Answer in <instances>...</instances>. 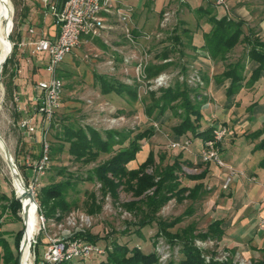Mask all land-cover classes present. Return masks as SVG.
I'll return each instance as SVG.
<instances>
[{"label": "rangeland", "instance_id": "rangeland-1", "mask_svg": "<svg viewBox=\"0 0 264 264\" xmlns=\"http://www.w3.org/2000/svg\"><path fill=\"white\" fill-rule=\"evenodd\" d=\"M189 1L195 7L201 0ZM185 2L184 0L127 1L126 4L133 9V13L135 9H139L137 7L142 3V9H147L146 16L150 26L141 32L142 37L133 34L134 42L132 43L124 36L122 30L117 28L115 31L105 33L101 38L83 41L65 59L59 68L60 75H62L60 79L64 85L61 105L52 119L53 126L47 132V139L52 144L55 131L60 130V127L67 123L80 127L88 126L99 132L125 131L129 133V137L152 126L154 135L141 141V149L136 159L128 164V170H137L147 161L149 155H152L154 163L147 169V174H152L154 169L163 170L176 161L179 166V170H176L179 187L193 189L188 188L192 187V183L188 179L195 177L198 169L183 163L180 160L183 159L180 157V155L182 156L180 147L173 148L172 146L176 144L172 127L177 125L179 120L173 117L170 111H166L163 116L159 117L156 116L157 109L153 110L151 116H146L144 113L146 107L152 105L154 100L160 97V91L168 89L176 82L184 83L187 87L194 88L200 93V97L198 96L197 99H205L201 110L208 105L207 96L204 94L206 86L203 85L202 79L204 76L208 77L207 72L195 62L196 56L198 57L197 49L192 47V36L189 35V32L192 33L195 30L196 22L199 24V20L208 17V15L197 14V7L189 8ZM7 5L11 13L12 29L6 37L1 59L0 136L10 152L24 185L27 186L32 174L30 169L32 160L29 164L26 163L29 152L21 145L25 135L18 128L17 123L25 116H33L31 111L35 97L34 94L31 95L32 91H34L35 85L46 81L49 74L45 71L47 58L34 56L28 52L23 54V48L19 47V43L26 37L30 29L38 33L42 31L45 35L53 33L55 27L52 26L48 15L46 18L44 17L40 0H9ZM154 6L157 11H153ZM212 7L217 9L216 15H226V17L230 16L234 20L242 21L245 36H257L264 42L262 37H259V24L264 18V0H211L201 8L213 12ZM138 14L142 16V14ZM165 14H168V20L164 22ZM249 16L252 18L249 19ZM134 25L135 23L132 22L130 28L134 29ZM9 41L12 47L16 44V51L13 58L5 64V70L2 72L6 46L10 45ZM250 48L247 43H239L226 56L227 64L224 62L220 64V60L214 61L216 65L213 63L217 70L223 72L225 66L230 63L247 62V53ZM164 54L167 56L163 57ZM203 54L207 55L206 52ZM11 57L12 53L9 58ZM139 64L142 65L145 75V79L140 78V81L138 80ZM159 64L167 65V67L155 77L147 79L145 72L147 67ZM97 75L127 85H135L138 100L132 102L126 95L116 93L102 94L95 80ZM160 75H164L166 81L162 85L155 86L153 81ZM200 86L201 89L198 88ZM16 87L20 89L16 90ZM29 95L30 100L28 99ZM21 97L24 98L21 99ZM255 106L250 107L253 109L252 112L255 111ZM260 106H264V100L260 102ZM24 111H27V114ZM36 136L35 154L39 155L41 152L40 133L38 132ZM197 144L196 142L191 146V149ZM119 147L120 145H117L110 153L100 154L98 159L90 164L78 162L69 155L67 153L68 145H65L61 153L50 156V168L41 178L40 187L50 183L71 181L73 188L67 194L71 211L63 215L60 220L47 218L44 213H40L36 202L37 219L42 230L40 229L32 239V264H42L43 253L46 251L49 238L59 237L63 232L73 235L81 233L82 236H78L81 239L89 236L91 240H88L87 237L83 240L100 248H104L102 243L109 245L114 240L118 243L127 242L130 247L136 246V244L140 245L145 253L152 252L154 248L159 264H167L170 260L178 262L181 259L179 247L171 244L169 238L162 233L157 235L155 224L145 227L141 231V237L133 233L135 229L133 224L138 222L141 215L127 209L129 204L139 203L140 200L133 196L126 185L121 186L117 196L113 197L109 193H103L97 182L81 180L85 179L90 170L112 157ZM0 192L8 198L21 194L2 154H0ZM149 193L151 192L149 191ZM196 206H201L200 201L190 197L189 193H184L182 198L179 195V199L174 197L169 200L156 215L161 221L168 223L179 219L178 223L169 229L170 233L174 234L191 226L194 229L192 235L195 236L202 233L196 229L195 224H192L191 216L193 208ZM58 215L56 214V216ZM41 217L44 219V228H42ZM68 218H71V224H68ZM81 218H84L86 222H81ZM1 223L0 230L5 232V238L15 251V236L18 232L25 234L23 233L25 230L23 209H18L15 215L11 213L10 209H5ZM79 230L81 232H78ZM96 238L99 240L92 241ZM20 241V239L17 241L18 253ZM215 242L217 240L195 238L193 245L206 262L210 260L223 263L232 261L233 264H251L253 262L235 258L224 251H217ZM101 261H105L104 255L93 254L86 264H99Z\"/></svg>", "mask_w": 264, "mask_h": 264}, {"label": "trees", "instance_id": "trees-1", "mask_svg": "<svg viewBox=\"0 0 264 264\" xmlns=\"http://www.w3.org/2000/svg\"><path fill=\"white\" fill-rule=\"evenodd\" d=\"M199 15H208V23L211 29L204 34V50L208 57L213 61H225L226 56L239 43H247L251 48L247 53V62L256 64L248 79V85H253L261 75H264V42L257 36L247 37L243 32L242 21L230 19L226 16L220 18L212 15L211 11H205L201 7L196 10ZM252 34V33H251ZM243 36V38H241ZM16 51V44H14L12 57L7 59L5 64L13 58ZM167 55H163L165 57ZM3 65L2 72L5 70ZM167 65H150L145 70L146 78L151 79L158 75ZM246 68V61H237L225 66L224 71L215 77V80L220 83L229 80V86L226 89V96L230 97L238 93L245 81L244 72ZM59 78V69L57 72ZM203 85L209 83L208 77H203ZM102 94L116 93L118 95H126L129 101L136 102L138 100V93L135 85H127L122 82L97 75L95 77ZM198 88H202L201 86ZM200 95L194 88L176 82L173 86L160 91V97L154 100L152 105L145 109V115L151 116L154 109L158 110L157 117L163 116L166 111H170L172 116L179 120V123L172 127L173 135L178 139L186 134H191L193 137L202 138L203 142L210 140L215 129L208 128L200 131L201 128V106L204 100H199ZM152 97V94H151ZM200 97V96H199ZM52 121L48 127L51 128ZM264 134V128L260 131L254 132L252 135L257 138ZM154 135V128L152 126L138 132L133 137H129L128 132L119 131H104L99 132L91 127H80L72 123L64 124L60 130H56L53 136L54 143L49 140V156L61 153L65 145H68L67 153L75 158L78 162L83 164H90L95 162L100 154L110 153L117 145L120 147L114 152V155L107 161L90 170L83 181L97 182L100 185V190L103 193H109L116 197L118 189L121 186H127L133 196L140 201L139 203H131L128 206V211L137 212L141 215L138 222L133 224L135 227L133 233L141 237V231L149 226L155 224L157 227V235L162 233L169 238V242L174 246L179 247L181 259L178 262L170 260L167 264H233L232 261L228 263L208 261L200 254L198 249L194 247L193 240L199 238L201 240H217L222 237V232L219 229V223L213 222L204 233H199L193 236L194 229L189 226L180 232L174 234L169 232L178 223L179 219L173 222L161 221L157 217V213L166 203L172 198L179 199V195L189 193L192 198L197 197V191L200 185L193 189H186L179 187L178 176L176 170H179L178 163L175 161L171 166L165 167L163 170L154 169L152 174H147L149 167L153 166V157L149 155L147 161L140 165L137 170H128L127 165L136 159L138 152L141 149V141L147 140ZM264 150V138L260 141L259 147ZM41 153V152H40ZM40 153L36 158L40 156ZM264 168V158L260 163ZM200 178L191 177L190 179ZM73 188L71 181H61L57 183H50L44 187H40L35 192V200L38 204L40 213H44L47 218H55L60 220L63 215L71 211V205L67 201V194ZM149 191L151 193H149ZM22 208V203L16 200L13 196L8 198L5 194L0 192V229L2 226L1 219L5 209H10L13 215L17 210ZM56 214H59L56 216ZM24 233V231H23ZM82 236L81 233L74 235L73 238ZM13 250L9 241L5 238V232L0 230V264H18L19 253L17 252L18 243L20 239H24V234L18 232L15 236ZM91 240L89 236H86ZM83 238V239H86ZM99 239H93L96 242ZM20 241V244H21ZM103 244L105 261L99 264H159L158 255L153 248L152 252L145 253L142 251L140 245H133L130 247L129 243H118L111 241V243ZM84 264V263H73ZM86 264V263H85ZM251 264H264V259L261 261H253Z\"/></svg>", "mask_w": 264, "mask_h": 264}, {"label": "crops", "instance_id": "crops-1", "mask_svg": "<svg viewBox=\"0 0 264 264\" xmlns=\"http://www.w3.org/2000/svg\"><path fill=\"white\" fill-rule=\"evenodd\" d=\"M127 1L130 0H124L125 3ZM184 1L192 9L195 7L198 9L203 7L206 2H211V0H201L194 7L189 0ZM142 7L143 3L132 14V22L135 23L133 34L138 36H141V32L150 26L146 16L147 9H142ZM212 10V15L217 18L226 16L216 15V8L212 7ZM153 11H157L155 6ZM138 13L142 16H139ZM44 17L47 16L44 15ZM228 18L233 19L230 16ZM251 18L249 16V19ZM207 19L208 17L199 20V24L196 22L195 30L192 33L189 32V35L192 36V47L197 49L198 57L196 56L195 62L207 72L209 79L204 92L208 99V105L201 110L200 131L210 127L218 129L223 126L228 129L226 137L220 143V154L227 167L220 168L212 163H202L199 157L203 145L202 138H195L191 134H186L178 139L174 137L177 144L188 142L185 148L180 149L182 152L180 157L183 158L180 160L186 165H192L195 169H198L195 177H200L192 180L188 179L192 183V187L185 185L189 186L188 188L200 185L196 199L200 201L201 206L193 208L192 224H195L196 229L204 233L210 224L217 221L219 229L223 233L221 239L215 242L217 251H224L238 259L261 261L264 259V231L259 229V224L264 220V168L260 166V163L264 158V150L258 147L260 141L264 138V134L257 138H254L252 134L264 128V106H260V102L264 100V75H261L253 85L246 84L256 67L255 63L246 62L245 81L242 87L238 93L227 97L226 89L230 81L225 80L218 83L215 77L220 75L222 71L217 70L216 63L210 60L206 54H203L205 52L202 50L203 36L211 29ZM202 20H205V22H202ZM259 28V37L264 40V18L260 22ZM36 32L33 35L27 33L23 41H29L31 38L35 40L43 35L42 31L40 33ZM54 35L55 30L53 33H47L44 36L51 37ZM30 51L31 48L26 47L23 48L22 53H30ZM226 61H221L220 64L222 62L226 63ZM19 89V87H16V90ZM33 90L31 95L34 94L36 98V85ZM23 98L21 97V99ZM28 99H31L30 95ZM252 105H256L254 112H252ZM34 108L35 99L31 113L36 123L39 124L40 117ZM39 126L33 136H25V139H22L23 143L21 145L29 152L26 163H30V160L33 163L38 159L36 158L38 155L35 154V147L37 143L36 134L40 133ZM196 142L198 144L191 149V146ZM229 168L242 173V175L234 176L228 189L223 190L222 186Z\"/></svg>", "mask_w": 264, "mask_h": 264}, {"label": "built area", "instance_id": "built-area-1", "mask_svg": "<svg viewBox=\"0 0 264 264\" xmlns=\"http://www.w3.org/2000/svg\"><path fill=\"white\" fill-rule=\"evenodd\" d=\"M44 15L50 17L55 27L54 36H40L19 43V47H30V53L34 56H45L47 62L45 71L49 74L46 81L36 85L37 96L35 98V112L39 115V124L33 116H25L17 126L27 137L33 136L38 126L41 136V153L38 159L31 163V177L27 189L35 198V192L40 188L41 178L50 168L49 141L47 139L48 127L61 105L64 85L57 76L60 65L83 42L89 39L101 38L105 33L120 28L124 36L134 42L131 23L133 9L122 0H40ZM165 14L164 22L168 20ZM34 34L32 29L29 30ZM140 68V69H139ZM142 65H138V80L145 79ZM164 75L156 77L155 86L165 82ZM27 111H25V114ZM228 129L220 127L213 131L212 138L203 142L199 157L204 164H215L220 168H226L220 154V143L226 137ZM188 142L174 144L173 148H185ZM29 164V163H27ZM228 174L223 183V190H227L236 175H242L232 169H227ZM81 222H86L84 218ZM42 228L44 219L41 217ZM68 218V224H71ZM41 229L39 225V230ZM259 229L264 231V220L259 224ZM42 230V229H41ZM78 232H81L80 230ZM77 232V233H78ZM74 235L63 232L59 237L48 240L46 251L43 253L42 264H73L86 263L93 254L103 255L104 249L89 243L81 238H73Z\"/></svg>", "mask_w": 264, "mask_h": 264}, {"label": "bare ground", "instance_id": "bare-ground-1", "mask_svg": "<svg viewBox=\"0 0 264 264\" xmlns=\"http://www.w3.org/2000/svg\"><path fill=\"white\" fill-rule=\"evenodd\" d=\"M7 1L9 0H0V74H1V59H2V54H3V49H4V43H5L6 37L8 36L9 33H11V29H12L11 13L7 5ZM8 47L6 46L7 49L5 51V56L8 54L10 50V45ZM3 148H4V144L0 140V154H2L3 158L5 159L4 154H3ZM15 181L22 193V186L20 184V181L16 179ZM17 195L19 196V194ZM25 205H27V201L22 200V209ZM28 206H29L28 214L23 212V220H24L23 222H24V228H25L24 233H25L26 239L29 238L31 235H33V238H34V236L38 234V231H40L39 221L37 219L38 217L36 218L35 216L34 207L32 204H29ZM25 215H28L26 219H24ZM33 224H34V231L32 233ZM32 243H33V240H31L30 243H28L23 248L21 255H20V264H32V252H31Z\"/></svg>", "mask_w": 264, "mask_h": 264}, {"label": "water", "instance_id": "water-1", "mask_svg": "<svg viewBox=\"0 0 264 264\" xmlns=\"http://www.w3.org/2000/svg\"><path fill=\"white\" fill-rule=\"evenodd\" d=\"M10 43V50L8 52V54L5 56L4 60H3V65L5 64V62L7 61V59L10 57L11 53H12V44L11 42L9 41ZM0 140L3 142L4 144V148H3V154H4V157H5V162H6V165L8 167V169L10 170V173H11V177L12 179H16L18 181H20V184L22 186V193L18 196L16 193V200L19 201L20 203H22V200H26L27 201V205H25L23 207V212L28 214V210H29V204H32L33 207H34V211H35V216L37 218V204H36V200L34 198V195L33 193L27 189L26 185H24L23 181H22V178L21 176L19 175L18 171H17V168L12 160V157L10 155V152L6 146V144L4 143V140L2 139V137L0 136ZM28 215H25L24 216V219L27 218ZM24 221V220H23ZM34 222V221H33ZM24 224V222H23ZM34 231V224L32 226V233ZM33 239V235H31L29 238L26 239V236L24 234V239L22 240L21 244L19 245V257H18V264H20V255H21V252L23 250V248L28 244L30 243V241Z\"/></svg>", "mask_w": 264, "mask_h": 264}]
</instances>
